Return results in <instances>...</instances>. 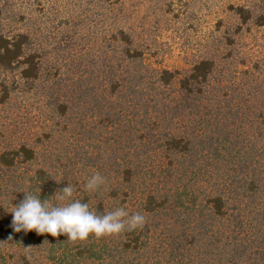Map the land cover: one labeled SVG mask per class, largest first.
<instances>
[{
  "label": "trees",
  "instance_id": "1",
  "mask_svg": "<svg viewBox=\"0 0 264 264\" xmlns=\"http://www.w3.org/2000/svg\"><path fill=\"white\" fill-rule=\"evenodd\" d=\"M233 10L240 23L264 24L245 7ZM6 35L0 28V109L18 96L17 110L30 111L44 96L50 118L64 119V150L45 151V165L34 166V144L51 130L35 137L0 122V264H264V100L255 101L256 76L234 94L215 85L212 59L183 73L143 71L141 50L118 27L100 48L96 73H79L70 88L64 76L62 91L60 79L42 75L28 35ZM96 173L104 184L88 192ZM67 185L91 210L122 207L144 215V226L74 242L13 232L10 212L23 192L40 189L42 200L58 204L51 196Z\"/></svg>",
  "mask_w": 264,
  "mask_h": 264
},
{
  "label": "rangeland",
  "instance_id": "2",
  "mask_svg": "<svg viewBox=\"0 0 264 264\" xmlns=\"http://www.w3.org/2000/svg\"><path fill=\"white\" fill-rule=\"evenodd\" d=\"M0 1L2 31L8 36L27 34L29 46L40 57L42 75L50 73L60 79L62 91L65 81L68 88L76 84L73 77L79 73L84 78L96 73L103 55L100 48L110 44L111 34L122 27L142 52L143 71L165 68L183 73L195 61L212 59L216 64L214 83L220 90L245 92L256 76L253 89L258 94L254 98L259 103L264 100V24L240 23L233 10L242 6L264 17L259 0ZM41 100L42 105L30 106V111L22 105L23 111L17 110L21 99L15 96L0 109V122L12 124L16 133L40 137L44 130H51L42 144L38 139L34 144L38 152L34 166L45 165V151L61 154L64 150V119L50 118L48 107L43 106L44 96ZM45 113L50 119L47 122ZM6 114L13 116L11 122Z\"/></svg>",
  "mask_w": 264,
  "mask_h": 264
},
{
  "label": "clouds",
  "instance_id": "3",
  "mask_svg": "<svg viewBox=\"0 0 264 264\" xmlns=\"http://www.w3.org/2000/svg\"><path fill=\"white\" fill-rule=\"evenodd\" d=\"M104 184L98 173L90 176L85 184L88 192L97 191ZM23 199L12 206L11 227L13 232L35 231L37 235L48 234L52 237L66 235L69 241H83L93 235L96 238L116 235L128 230L142 228L145 217L140 213L129 214L124 208H115L105 214L90 209L89 204L73 199L70 185L56 191L51 197L61 203L40 198L38 193L23 192ZM12 239L11 236L8 237Z\"/></svg>",
  "mask_w": 264,
  "mask_h": 264
}]
</instances>
